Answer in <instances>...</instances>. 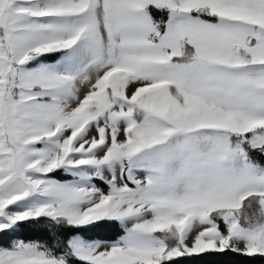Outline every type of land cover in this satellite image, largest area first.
I'll return each mask as SVG.
<instances>
[{
  "label": "snow or ice",
  "instance_id": "6c2138e0",
  "mask_svg": "<svg viewBox=\"0 0 264 264\" xmlns=\"http://www.w3.org/2000/svg\"><path fill=\"white\" fill-rule=\"evenodd\" d=\"M229 255L264 264V0H0V264Z\"/></svg>",
  "mask_w": 264,
  "mask_h": 264
},
{
  "label": "trees",
  "instance_id": "16d2710c",
  "mask_svg": "<svg viewBox=\"0 0 264 264\" xmlns=\"http://www.w3.org/2000/svg\"><path fill=\"white\" fill-rule=\"evenodd\" d=\"M25 235H40L39 233L25 232ZM99 235H102L106 238L112 239L115 238L119 232L118 229L114 227L105 228L99 231ZM187 264V262H186ZM191 264H233V257L231 255L218 257V256H206L204 259H198L192 261Z\"/></svg>",
  "mask_w": 264,
  "mask_h": 264
}]
</instances>
